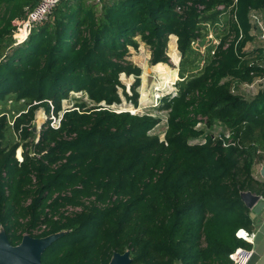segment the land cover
Returning a JSON list of instances; mask_svg holds the SVG:
<instances>
[{
    "label": "trees",
    "instance_id": "16d2710c",
    "mask_svg": "<svg viewBox=\"0 0 264 264\" xmlns=\"http://www.w3.org/2000/svg\"><path fill=\"white\" fill-rule=\"evenodd\" d=\"M37 3L0 0V105L28 108L12 127L0 117V228L10 244L46 225L38 238L66 234L44 251L42 264H108L127 250L131 264H232L238 249L250 247L236 233H254L239 194L264 197V181L253 176L264 144V131L259 139L253 132L264 125V89L251 101L231 93V84L264 74V62L250 64L246 52L255 39L250 14L263 11L264 0H62L14 41ZM220 6L230 14L224 36L189 75L198 69L193 45L204 37L202 23ZM170 36L180 81L162 99L168 117L159 141L149 135L157 119L110 107L122 97L138 106L141 69L128 61L129 49L140 41L152 66L168 65L167 46L178 61ZM254 52L264 60L261 49ZM121 75L134 78L129 92ZM72 93L89 103L63 110ZM140 95L142 106L145 85ZM39 108L48 118L35 143ZM205 120H221L229 136L205 133L198 128ZM14 135L24 142L22 162ZM68 206L81 211L66 216Z\"/></svg>",
    "mask_w": 264,
    "mask_h": 264
},
{
    "label": "rangeland",
    "instance_id": "374dc122",
    "mask_svg": "<svg viewBox=\"0 0 264 264\" xmlns=\"http://www.w3.org/2000/svg\"><path fill=\"white\" fill-rule=\"evenodd\" d=\"M219 13L216 17L208 18L203 21V26L205 27L203 31L204 37L198 41L197 44L193 45V51L199 54L197 60V68L190 71L188 74L196 75L201 71L202 66L205 61L212 57L213 51L215 47L218 45L219 40L224 36L223 30L226 27V21L230 18L228 9L217 10ZM14 41H16L17 36L12 35ZM172 38L170 39V41ZM139 41V39H138ZM169 45V44H168ZM261 49L260 43L257 41L256 37L254 41L247 45L246 52L248 53V62L250 64L255 63H263L264 60H260L258 55H255L254 50ZM262 50V49H261ZM130 56L128 61H130L133 65L139 67L141 69V85L138 89L139 92V100L138 106L133 107L130 103H128L123 97L120 105L111 106L110 109L115 112H130V109H135L132 111L136 115L140 116H149L154 119H157V125L149 132L150 136H155L159 139V141H164L165 132L167 129V117H168V109L162 104V99L165 96H173L176 94L177 89L175 85L179 80V62H180V54L177 51L178 61L174 62L170 58V50L169 46H167V56L169 57L168 65H156L151 68L153 81L150 85L146 83V72L149 66L150 59V51L147 46L139 41V47L137 49L130 48L129 49ZM164 73L161 75V72ZM121 82L126 86L127 92H129L130 85L133 83L134 78L126 77L125 75L120 76ZM164 83H168L166 87H162L163 89H159L160 92L157 94V86L162 85ZM145 85L147 91V99L140 105V89ZM169 86V88H168ZM264 89V74L261 75H252L249 79L242 81L240 85L231 84V93L232 95L239 96L246 101H251L252 99L259 96L261 90ZM149 92V93H148ZM84 100L89 103L86 96L82 94L72 93L69 98L62 102V109L67 110L74 106L76 101ZM27 107H25L24 102H11L7 101L5 104L0 105V117L5 116L7 118V123L9 127L13 126V120L17 118L21 113L27 112ZM61 115V114H60ZM48 116L44 112L43 108H39L35 111L34 118L32 121L33 130H35L36 135L34 138H31V142H37L38 135L42 125L47 121ZM58 119H55L54 124L57 123ZM199 129L203 130L205 133L212 135L215 139L220 136L228 137L230 134V128L225 125L221 120H216L213 123H210L208 120H205L203 124L199 125ZM264 131V125L261 127L253 126L254 136L258 139L260 135ZM14 142H19L20 146L16 152V157L22 158V146L24 142H21L17 135L12 136ZM194 143L202 142V139L193 140ZM258 160L253 167V175L256 178H260V168L264 166V144L259 147L256 153Z\"/></svg>",
    "mask_w": 264,
    "mask_h": 264
},
{
    "label": "water",
    "instance_id": "95a60500",
    "mask_svg": "<svg viewBox=\"0 0 264 264\" xmlns=\"http://www.w3.org/2000/svg\"><path fill=\"white\" fill-rule=\"evenodd\" d=\"M152 67L149 63L146 72L147 85L153 81ZM260 178L264 181V166L260 168ZM239 195L241 202L250 212V218L255 221L264 210V198L250 191L240 192ZM65 234L66 232H59L40 238L24 235L19 244L12 246L4 229L0 228V264H42L41 256L44 251ZM248 244L250 247L242 254L240 264H264V221L256 227L254 225V236ZM131 262V253L127 250L123 254L113 253L108 264H131Z\"/></svg>",
    "mask_w": 264,
    "mask_h": 264
},
{
    "label": "built area",
    "instance_id": "2783aa9c",
    "mask_svg": "<svg viewBox=\"0 0 264 264\" xmlns=\"http://www.w3.org/2000/svg\"><path fill=\"white\" fill-rule=\"evenodd\" d=\"M62 0H38L37 5L34 9L31 11H28L24 17V20L22 21L19 29L14 32V36H17L16 42H20L26 38L28 33L34 28L35 26L41 24L42 22L46 21L49 16L51 15L53 9L61 2ZM224 7L220 6L217 8V10H221ZM250 20L251 23L254 26V34L257 41L261 45V49L264 52V10L263 11H256L252 12L250 14ZM132 115H136L133 112H129ZM61 115L59 116L57 123L54 124L56 117H51L52 122L51 126L54 128L59 127V121H60ZM201 125V124H200ZM199 126V125H198ZM17 160L19 162H22V158H18ZM81 211L80 207H66L61 212H64L66 216H70L72 214L79 213ZM56 219V218H55ZM47 230L46 225H38L35 229L31 231L32 236L38 238L39 235H41L43 232ZM28 235V234H24ZM23 235V236H24ZM236 236L239 239H243L247 242H250L251 239L254 236V233L247 234L243 230H239L236 233ZM246 249H238L230 258L232 260V264H240L242 254L244 253Z\"/></svg>",
    "mask_w": 264,
    "mask_h": 264
},
{
    "label": "crops",
    "instance_id": "0c3cea01",
    "mask_svg": "<svg viewBox=\"0 0 264 264\" xmlns=\"http://www.w3.org/2000/svg\"><path fill=\"white\" fill-rule=\"evenodd\" d=\"M172 37L174 38L173 46H174L175 50L177 51V48H176V47H177V46H176V37H174V36H170L168 44L171 42L170 39H171ZM160 65H162V64H160ZM253 176L255 177V175H253ZM255 178H256V177H255ZM256 179H259V178H256ZM259 180H260V179H259ZM263 198H264V197H263ZM263 221H264V210L262 211L260 217H257L256 220L254 221V225H255V227H256L257 225L261 224ZM257 223H258V224H257Z\"/></svg>",
    "mask_w": 264,
    "mask_h": 264
}]
</instances>
